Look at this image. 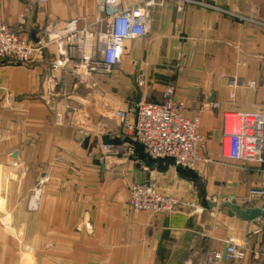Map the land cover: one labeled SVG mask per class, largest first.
<instances>
[{"label": "crops", "instance_id": "1", "mask_svg": "<svg viewBox=\"0 0 264 264\" xmlns=\"http://www.w3.org/2000/svg\"><path fill=\"white\" fill-rule=\"evenodd\" d=\"M192 1L150 8L148 34L124 44L112 75L94 77L95 91L63 72L60 94L48 99L53 46L35 64L0 61V264H211L209 254L228 243L245 258L216 264H264V225L216 207L264 186V164L225 160L220 147L223 113L264 111V0ZM0 5L7 29L30 40L31 30L41 36L51 22L80 28L95 21L94 0ZM134 81L143 82L141 101L149 103L172 87L183 116L196 121L201 159L194 171L148 161L139 145L124 143L130 137L120 129L98 130L79 103L117 118L120 105L135 106ZM208 96L218 109L207 105ZM56 113H64L61 126ZM101 143L115 148L105 159ZM148 182L202 211L133 213L129 189Z\"/></svg>", "mask_w": 264, "mask_h": 264}, {"label": "built area", "instance_id": "2", "mask_svg": "<svg viewBox=\"0 0 264 264\" xmlns=\"http://www.w3.org/2000/svg\"><path fill=\"white\" fill-rule=\"evenodd\" d=\"M44 3L46 0H28ZM168 0H146L134 6H121V0H94L95 21L78 28L76 21L68 24L51 22L42 29L40 41L34 44L27 35L7 29L1 20L0 5V61L26 66L36 54L54 46L56 55L51 65L52 73L65 72L88 90H96L94 77H109L120 63L124 44L145 37L150 28L149 9L163 5ZM195 4L192 0H171ZM180 9V8H179ZM52 75L47 81L48 99L55 97L53 91L58 81ZM143 86L138 81V87ZM255 83L249 87L254 88ZM63 95H66L63 93ZM207 97V105L218 109ZM116 113L120 132L127 134L143 151L148 161L168 162L177 168L194 171L200 162L198 154L201 137L196 121L183 116L182 105L174 100V90L165 86L159 103L141 101L135 106L120 105ZM121 110V111H120ZM64 113L54 115V124L60 126ZM221 156L231 162L264 164V111L259 113H223L221 118ZM105 155L115 148L101 146ZM33 198H39V188ZM227 202L237 203L242 208L259 205L262 217L257 219L258 227L264 224V186L253 188L240 200L231 198ZM128 207L135 214L168 215L178 208L201 209L180 203L174 197L162 195L153 182L133 184L129 189ZM246 252L228 243L223 252L209 254L211 264L241 261ZM99 264H108L100 262Z\"/></svg>", "mask_w": 264, "mask_h": 264}, {"label": "water", "instance_id": "3", "mask_svg": "<svg viewBox=\"0 0 264 264\" xmlns=\"http://www.w3.org/2000/svg\"><path fill=\"white\" fill-rule=\"evenodd\" d=\"M30 37H31V41L34 44H37L40 41L41 36L40 35L37 36L35 30H31ZM133 87L136 91V97H135V114H136L137 104L141 102L142 93L135 81L133 82ZM79 103L86 109V114L88 118L101 132L110 133V132L118 131L120 129V123L117 118L102 117L92 109L89 103L84 101H80ZM86 144L87 142L84 143V145ZM13 157H15V155ZM209 207L213 209L215 206L214 204L210 203ZM216 207L218 210L227 208L233 215L237 216L238 218H240L245 222H254L262 217L261 210L257 208L236 207L229 202H225L221 205H217Z\"/></svg>", "mask_w": 264, "mask_h": 264}, {"label": "rangeland", "instance_id": "4", "mask_svg": "<svg viewBox=\"0 0 264 264\" xmlns=\"http://www.w3.org/2000/svg\"><path fill=\"white\" fill-rule=\"evenodd\" d=\"M135 2V0H121V6H128V5H133V4H135L134 3ZM50 47V46H49ZM54 47V46H53ZM47 52V50H44L41 54H36L33 58H32V61L30 62V64L32 63H36V62H38V61H40L43 57H44V55H45V53ZM55 55H56V50H55ZM3 62H7V61H3ZM52 65V64H51ZM51 70V69H50ZM61 74H63V72H57L55 75L52 73V70L50 71V73H49V77H48V79L52 76V75H54V79L56 80V81H58V79H59V76L61 75ZM48 79L46 80V84H45V93H48V87H47V81H48ZM60 91L58 90V86H56L55 87V89H54V91H53V94L54 95H57L58 93H59ZM60 94V93H59ZM126 103V102H125ZM125 103H123V104H125ZM121 109V108H120ZM119 110V109H118ZM121 111V110H120ZM117 112V111H116ZM74 113V112H73ZM72 114V113H71ZM84 114V113H83ZM80 115L81 114H79V115H77L76 116V120H74V123L78 126V128L79 129H81V128H84L83 127V123H82V120L80 119ZM85 115V114H84ZM78 116H79V118H78ZM64 120H65V117H64ZM63 124V121L61 122V125ZM60 125V126H61ZM86 127V126H85ZM88 128V127H87ZM87 133V132H86ZM122 137H124L123 136V133H119ZM125 141H124V143L126 144H128V145H138L136 142H134V141H132L131 139H129V138H123ZM87 144H88V140H87ZM96 145H99V140L95 143ZM104 145H108V144H103V143H101L100 144V150H99V153H100V158H102V159H105V157H107L108 155H105L103 152H102V150H101V146H104ZM93 148H95V145L93 146ZM201 159V158H200ZM178 200V199H177ZM179 201V200H178ZM180 203H183V202H181V201H179ZM183 204H185V205H191V204H188V203H183ZM185 209H188V208H185ZM264 225V224H263ZM262 225V226H263Z\"/></svg>", "mask_w": 264, "mask_h": 264}, {"label": "bare ground", "instance_id": "5", "mask_svg": "<svg viewBox=\"0 0 264 264\" xmlns=\"http://www.w3.org/2000/svg\"><path fill=\"white\" fill-rule=\"evenodd\" d=\"M60 109V108H59ZM56 112V111H55Z\"/></svg>", "mask_w": 264, "mask_h": 264}]
</instances>
